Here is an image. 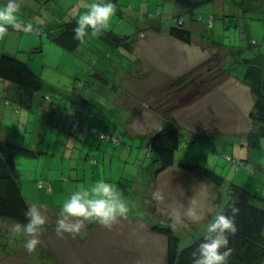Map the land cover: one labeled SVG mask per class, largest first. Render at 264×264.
<instances>
[{"label": "rangeland", "instance_id": "obj_1", "mask_svg": "<svg viewBox=\"0 0 264 264\" xmlns=\"http://www.w3.org/2000/svg\"><path fill=\"white\" fill-rule=\"evenodd\" d=\"M0 2L7 3V0H0ZM93 2L94 0H18L21 6L18 13V17L22 21L21 25L19 27L7 26L6 31L0 33V51L11 52L13 55H17L28 61L30 65L33 64L35 71L42 77L45 83L43 89L37 94L39 97L34 102V112L31 113L32 118L29 120L30 123L28 124L25 119L21 123L15 122L19 119V116L16 114L20 108L19 105H16L12 111L13 116L16 115V117L15 119L9 118L8 127L5 129L6 135L13 136V130L17 128L19 130L17 135L20 136L21 134L22 137L20 138L25 140L31 148L37 150L39 149L38 145L49 143L53 138L52 128L50 127L46 135L47 138L44 137L45 134L40 130H44L42 124L45 121H43L42 114L38 118L37 111L42 105H44V108L41 111L48 110V102L44 98L45 102L41 101V95L42 97L50 95L52 102L56 103V109H51V112L56 114V123H60L61 137L65 141V153L63 149L57 150L55 153L51 147L49 154L45 153V155H41L40 157H16L23 177H25V173L29 170L39 169V176L34 178L38 184L42 183L41 181L44 184L45 181H52L54 184L61 185V190H56L50 196L44 195L46 196L45 199L53 205L61 206L70 194L76 191L77 187L79 189L90 188L97 180L101 179L110 180L108 182L111 183L118 180L127 181V188L130 187V191H128L133 193V187L142 183L141 180L146 178V175L148 178L149 172L153 171L151 165H156L153 162V157L147 155V142L149 138L144 140L142 146L133 147L130 134L133 135L134 133L121 128V124H119L118 130L117 122L119 121L115 120L116 123L110 124L109 119L112 115L115 119L126 118L130 112L128 107L121 102H114L113 99L112 102L107 101L106 92L98 90L101 86L110 90L112 81L121 79V71L125 68V65L131 70L141 69L136 59L137 55L141 54L145 48H137L134 53L129 52L127 49H117L113 46V43L93 36L91 35V31H89L86 39L76 52L70 53L64 51L60 45L54 43L46 35L39 33L40 28L45 31H53V26L58 27L74 18L78 20L81 14L89 10L90 4ZM111 2L115 5V8L117 7L120 10V13L115 9L109 26L104 30L131 36L133 40L137 41H141L138 32L142 30L141 34L145 37L148 34L150 25L155 24L158 20H160L164 29L162 36H168V33L164 32L172 24L177 23L176 15L180 11L175 0H111ZM184 15L186 17L184 26L192 30L194 38L192 43L186 45L187 53L185 59L187 61L182 59V57L176 58V64L177 69L181 71L186 69L191 60L194 61V64L180 75H191L183 85V87L188 85V88L179 90L178 88L169 89L166 86L165 89L163 88L162 91L158 90L160 92L152 94L149 98L155 99L156 94L160 97V99H157V102L154 100V103L161 102L158 105L161 114H164V111H166L167 114L180 115L182 112L185 113L186 107H188L189 110L186 111L187 113L184 116L191 120V124L188 123V125L194 127L196 133L208 129L201 123V119L217 116L234 119L237 123L242 119V123L240 122L238 124L240 126L238 127L246 128L252 122L249 123L250 120L246 117L245 111L246 107L255 99L254 95L252 99V95L247 96L245 93L239 94L237 92L238 105L232 106L231 104H226V94L229 93L227 89H219L207 96L204 101L198 102V105L194 106V104L198 99L196 96L200 95V89H203L201 86L203 82H207L208 87H216L222 82L224 83L229 77L225 75L223 68L228 75L230 73L242 75L247 67V59L258 57L264 53V0H215L198 8L194 17L188 13ZM199 15H203V19H197ZM210 15H214V24L212 26L209 24ZM28 23L32 24L31 29H26L25 25ZM241 31L244 32V36ZM169 37L177 41L178 44H184L183 41L173 36ZM198 39H203L204 45L219 43L223 47L229 48L230 51L223 61V55H221L224 53L223 47L221 49L215 48L216 50H221L222 53L214 52L211 54L212 51L204 50ZM42 40L44 43L49 42V45L52 47H49V49L45 47V50L43 48L42 51H36L35 48L42 45ZM253 40L257 42H253ZM152 47L148 48L150 52H161L163 56H167L169 45L164 40H162V43L155 45L154 48ZM127 55L131 57L130 61L127 59ZM160 63L161 61L159 60L155 62L156 68L153 69L154 72L149 73L152 85L167 78L166 71L160 70ZM142 68L144 69V67ZM91 70L93 72L96 70L102 71L110 82H102L95 76L92 82V78L89 75ZM79 79H89L88 81L92 85H95L91 88L95 94L96 90H98L97 98L100 99L102 105L99 103V100L97 103L94 101L90 103V106H96L93 109V113L101 109V112H99L101 115H97V117L91 113L92 109L85 112L84 108L83 112L79 111L81 116L79 114L76 115L81 117V121L79 126L75 128L67 121V115L77 111L73 92L78 93L84 90L76 85V80ZM192 79L196 80L195 84L190 83ZM236 86L235 83L232 87ZM214 87H211L209 92ZM226 87L228 88L229 86L227 85ZM59 88L61 89L59 90ZM119 90L117 94L123 96L122 99H127V94L125 92L122 94V90ZM206 93H203L202 96ZM134 94L138 97L142 96L141 94ZM61 99H63V103H61ZM137 100L134 99L135 104L139 103ZM107 110L108 112L112 110V115ZM28 112L24 111V115H26L25 113L28 114ZM130 113L133 114V112ZM104 115L107 116L106 119H104ZM90 116L94 120H91ZM136 120L134 119L128 124V127L133 131L142 127ZM227 126L231 125L226 124L225 127ZM96 130L106 134L107 137L101 138L95 132ZM205 132L207 133V130ZM69 138L71 139L68 143ZM116 139L117 141H115ZM189 144L180 149L177 153L178 158L193 163L200 162L212 165L217 156L216 160L221 162L219 165H225V168H223V172L220 169L222 166H219L216 172H223L224 176H227L226 174L230 172L232 178H234L238 169L230 164V161L225 157V154L233 153L230 147H217L213 150L209 148L208 144L201 141L199 144ZM252 150L257 159L264 161L262 159L264 157V145L261 148H254ZM224 152L226 153L224 154ZM224 160H226V163ZM250 161L259 163L258 160L255 161L254 159H250ZM96 164L100 165V170L92 171V168ZM257 165L264 170V163L262 166L260 164ZM240 170L246 173L249 172L250 174L249 169L242 167ZM84 172L86 174L85 178ZM155 173L156 170L154 173H151L153 178L155 177ZM257 175L258 180L256 181L258 185L261 184V177H264V175L260 173H257ZM29 182L30 184L34 183L33 181ZM120 187L127 190L124 185H120ZM149 191L150 189L145 194L146 199L150 200V198H153L154 185L150 195ZM223 192L227 196V186ZM136 194L140 195L141 191L137 190ZM39 195L37 194V196ZM33 196L36 197L35 195ZM27 199L30 198L27 196ZM137 201L132 200V197L129 199L130 211L137 210L138 217L144 220H132L129 226L125 225L126 221L122 226L118 222L111 228H107L99 223L89 227L90 221H85L82 233L75 238L68 234L65 238L61 239L51 237L44 242L40 237V240L44 243L45 249L48 247L51 252L54 251L56 254L64 246L61 251L63 255H60L64 264H164L166 255H164L162 242L159 240L162 235L160 238L155 237L159 234L151 228L149 222L155 223L154 225L169 224H160L161 219L159 216L150 215L152 208L145 210V208L138 205ZM227 202L228 200L225 203ZM141 203L144 206L148 205L145 200H142ZM59 209L60 207H55V212L49 210L50 216L56 219ZM165 216L168 219L170 217L169 214H164ZM121 222L124 223V221ZM170 222L173 221L170 220ZM177 224L182 226L181 223ZM55 226L51 228L47 226V229L55 230ZM170 226L178 233L174 225ZM181 237L182 246H185L198 236L183 234ZM7 238L11 241L15 237L10 236ZM164 238L166 237L164 236ZM14 240L19 243L17 245L19 252L14 244L11 246H13L15 251L11 249L10 244L7 243L5 245L4 242L7 239L0 240L2 255H0V264H41L37 262L38 260H31V258L26 256V252L28 251L25 250V247L22 250L19 247L21 240ZM121 244H125V246L121 248ZM163 245L165 244L163 243ZM38 250L37 248L32 253L36 256ZM16 252L18 253L16 254ZM141 254L146 258L143 259ZM41 260L39 259L40 262ZM46 261L47 263L50 262V260ZM50 264L57 263L51 261Z\"/></svg>", "mask_w": 264, "mask_h": 264}, {"label": "crops", "instance_id": "obj_2", "mask_svg": "<svg viewBox=\"0 0 264 264\" xmlns=\"http://www.w3.org/2000/svg\"><path fill=\"white\" fill-rule=\"evenodd\" d=\"M34 1H38V0H34ZM155 25L156 23L153 25H150L148 34L145 37L143 34H141V32L143 31L140 30L138 32V35L141 41L133 40L132 42L133 49L131 51L128 50L129 52L134 53L137 48L138 49L145 48V50H143L141 54L137 55V59H136L141 69L131 70L127 65H125V68L121 71V79H115L114 81H112V87L110 90L105 89L104 86H101L100 88H98V90L100 89L102 92H106L107 101L112 102V99H113L114 102H121L125 104V106L128 107L130 112H133V114L129 112L126 118L115 119V117L112 115V110L110 112H108L107 110V112L112 115V117H110L109 119V121L111 122L110 123L111 125L112 123L114 122L116 123V121H119L117 122V126H118L117 129L119 128V124H121V128H124L126 129V131L128 130L134 133L132 135L128 132L130 134L131 143L133 147L142 146V143L144 142V140H146V138L150 139V137L162 127L165 116L171 117L174 121L178 122L182 126L184 133L181 139V145H180V148L176 152L175 164L167 167L160 173H155L154 178L152 177L151 173L155 172L158 165L157 164L151 165L152 167L151 169L153 171L149 172L148 178L146 175V178L141 180L142 183H139L135 187H133V191H132L133 193L129 192L130 187L127 188V181L123 182L122 180H118L112 183L116 184L117 186L119 185L118 188H120L127 202H129V199L132 197V200L133 199L138 200L137 201L138 205L145 208V210L152 208L150 215L159 216L161 219L160 224H169L172 226L174 225L176 227L175 229H177L178 233L181 234L182 236L183 234H188L191 236H199V235L204 234L207 231V225L213 221L215 215L221 211L222 207L226 204L225 203L226 200L229 199V193L227 192L226 194L227 196H225L223 191L226 189V186H228V182L230 180L238 182L240 185L254 192L264 194V177H261V181H260L261 184L257 185V181H256L258 180L257 173L250 172L249 174V172L247 173L242 172L240 170L242 167H240L238 171L236 172V174L234 175V178H232V175L229 172L228 174H226L227 176H225L226 182L221 187H217L208 178H205L201 174L196 173L194 171H190L186 169L185 167L181 166L180 163L189 162V161L183 160L182 158L181 159L178 158L177 153L180 151V149L183 148V146L190 145L189 143H192L191 140H193L192 139L193 135L194 136L198 135L197 138H199L201 142L208 144V146H210L209 148L213 150L214 148H217V147H223V148L226 146L230 147L233 153L225 154L226 152H224L225 157L226 155H231V156H234V158L238 160L242 159L245 162H249V164H255V165L260 164L262 166L264 161H262L261 159H257L252 150L254 148L250 147L247 144V133L252 127L251 119L249 117V112H250L251 106L254 103L253 94L249 86H247L242 81V75H235L233 73H230L228 75L229 77L227 79L228 81L226 80L224 83L222 82L220 85L214 87L210 92L208 91V93L204 94L203 96L201 95L200 97H198V99L195 101V104H194V106L198 105V102L204 101L207 98V96L213 94L215 91L219 89H227L229 93L226 94V98H225V100L227 99L226 104L227 105L231 104L232 106L238 105L237 103L238 94H236L237 92L239 94L245 93L247 96L252 95L253 101L252 103H250L251 106L250 105L247 106L246 111H245V113L247 114L246 117L250 120L249 123L251 124L244 129L242 127H238L240 126L238 124L240 122L242 123V119L240 122L237 123V121H235L234 119H229L228 117L227 119L225 117L222 118L220 116H217V117H212V118L201 119L202 120L201 123H203L205 128H208L210 131L206 129L207 130V133H206L205 132L206 130L204 129L203 132L196 133L194 130L195 128L192 127L191 125L190 126L188 125V123H190L191 120H189L188 117L184 116L187 113L186 111L189 110L188 107H186L187 109L185 113L182 112V114L180 115L173 114V113L167 114L166 111H164V114L163 113L161 114L160 108L158 107V105L161 102L154 103V100L155 102H157L158 101L157 99H160V97L157 94L155 96V99L154 98L150 99L149 97H151L152 94L160 92L158 90L162 91L163 88L165 89L166 86H168L172 80L177 79L181 74H183L182 73L183 71L191 67L194 64V61L191 60L188 66L186 67V69H183L181 71L178 70L177 64H176L177 62L176 58L179 59L182 57V59L186 60L185 59V56L187 53L186 45L188 43L184 42V44L181 45V44H178L177 41H174L173 38H170L169 36L171 35L169 33V28H167L166 32H164V33H168V36H162L163 30H164L162 28V25L161 26H158V25L155 26ZM162 40H164L169 45V47L167 48L168 50L167 56H163L161 52H150L148 50L149 47L153 46L152 48H154L155 45L162 43ZM198 40L204 47V50L212 51L211 54L214 52L222 53L221 50L215 49V48H219L220 45L219 46H211L207 44L204 45L205 42L203 39H198ZM45 47L49 49V47H52V46L49 45V42H46V43L43 42L44 50H45ZM222 50L224 51V53H222L221 55H223L222 58L224 61V58L226 55H228L229 50L226 47H223ZM1 52L2 51H0V53ZM127 59L129 60L131 59V57L127 55ZM158 60L161 61L160 63L161 65H159V67L161 66L160 70L162 69L163 71L164 70L166 71L167 78L164 79L163 81H159L155 83L154 85H152V82L150 81L149 73L154 72L153 69L156 68L155 62H157ZM31 66L34 69V65L32 64ZM142 67H144V69ZM90 72L91 73H89V75L92 78L91 79L92 82L94 81L93 80L94 76L97 77V79L101 80L102 82H105V83L110 82V80L106 77V75L102 71L96 70L95 72H93V70H91ZM88 80H81V79L76 80V85L84 90L78 93L73 92L77 111H75V113H71L67 115L68 122H71L70 118L73 117V115L79 114V111L83 112L84 108H85V112L90 111L92 109L91 113H93V109L96 108V106H93V105L90 106L91 101H94L97 103V101L99 100V103L102 105V103L100 102V99L97 98L98 90H96V94H95L91 88L93 87L94 84L92 85V83ZM235 83L237 86L232 87L235 85ZM227 85L229 86L228 88L226 87ZM14 89H15L14 84L0 78V112L2 111L0 113V139L7 138L11 141L18 142L20 144L30 147V145H28L25 140L20 138L22 137L21 134L20 136L17 135L19 133V130L17 128H14L15 130H13L14 132L13 136H7L5 132V129H7L8 127L9 118L15 119L16 115H18L19 119L15 121L16 123L18 122L21 123V121L25 119V121L27 120L26 122L29 124L30 123L29 120L32 118L31 113L34 112V108H33L34 105H32V107H27L23 104L21 105L20 103L14 100V98L12 97L14 94ZM60 89L61 88H59V90ZM119 89L122 90L121 92L122 94H124V92L127 94L126 96L127 99H122L123 96H119L117 94V92L120 91ZM134 93L141 94L142 96L138 97ZM38 97H39L38 95L35 96V101ZM43 98L48 102L47 103L48 110L41 111V109L44 108V105H42L40 108L38 107L39 110L37 111L38 113L37 116L39 118V116L42 114L43 121H45V123L42 124L44 130H40V131H43L42 133L45 134L44 137L47 138L46 135L48 134L50 127H51L53 131V138L51 139L49 143H43L42 145H38L39 146L38 150L40 153L37 157H40L41 155H45V153L49 154V150L51 149V147L53 148L55 153L57 150H62V149H63V152L65 153V141L61 137L60 128H59L60 123H56L57 121L56 114H53L51 112L52 111L51 109L53 108L56 109V105H55L56 103L52 102V98L50 95H46L44 97H42L41 95V101H44ZM134 99H138L137 101L139 103L135 104ZM62 100L63 99H61V103H63ZM16 105L20 106V108L18 109L19 112L13 116L12 111L15 109ZM24 111H29V112L28 114L25 113L26 115H24ZM99 112H101V109L94 111L93 116L96 115L97 117V115H101V113ZM4 117H6V119H4ZM106 118L107 116L104 115V119ZM134 119H137L136 121H138L140 125L142 126L138 130L135 129V131L131 130L128 127V124L130 123V121ZM91 120H94V119L91 118ZM226 124H229L231 126L225 127ZM187 135H189V137L186 138ZM70 139L71 138H69L68 143L70 142ZM115 141H117V139ZM147 155L151 156V151L149 149L148 142H147ZM17 157H25V156L19 155ZM216 158L217 156L215 157L212 165L207 164V166L213 168L215 171L219 168V166H222L220 167V169L223 171V168H225V165L224 166L219 165V163L221 162H218ZM250 159H254L255 161L258 160L259 163L252 162L250 161ZM262 159H264V157ZM224 161L226 163V160ZM189 163H193V162H189ZM230 164L233 165L232 162H230ZM95 170L97 171L100 170L99 164L94 165V167L92 168V171H95ZM19 172H20L19 182H20L21 190L23 192V195L26 197L28 205H30L31 202L32 204H36L37 206H39L40 204L46 205L45 208L41 209L42 212L47 216V222L43 226V230L40 233V237L42 238V240L45 242L46 239L49 240V238L51 237H53L54 239L55 237L59 239L65 238L68 235L67 233H65L64 236L61 237L57 235L55 230L47 229L48 227L51 228L52 226H55L57 219H58V215L56 216V219L52 218L49 214V210L52 212H55V207H61V206L53 205L49 203L45 198L47 195L50 196L51 193H55L56 190H61L60 188L61 185L54 184L52 181H45V184L43 183V181H41L42 183L38 184L36 179L34 178L39 176V173H40L39 169L29 170L28 172L25 173L26 174L25 177H23V173L20 168H19ZM85 175L86 174L84 172V178H85ZM222 175L224 176V173ZM29 181H33L34 183L30 184ZM106 181H110V180H106ZM120 185L126 186L125 188H127V190L121 188ZM153 185H154V191L160 190L163 193L164 199L162 201H157L154 198H150L151 201L149 199H146L145 193L148 189H150L149 191V195H150ZM76 190H79V188L77 187ZM137 190L141 191L140 195L136 194ZM37 194H40V195L37 196ZM45 194L46 196H44ZM33 195H35L36 197H34ZM27 196L30 199H27ZM142 200H145V202L148 205L144 206L141 203ZM191 200L195 201V203L192 206L195 207L201 215V219L199 221H193L190 217H188L187 215H184L182 217L183 218V223H181L182 226H180L177 223L173 224V222H170V220L172 221L171 217H169V219L166 216L164 217V214H169L172 211L173 207L179 209L181 213L186 212L189 202ZM51 206H53V208H51ZM142 219L143 218L138 217V211L136 210V211H129L127 218H121L119 222H120V225L122 226L125 224V221H126L125 225L129 226L132 220L140 221ZM121 221H124V223H122ZM90 222H89V227L95 226L97 224V222L95 221H90ZM15 223L16 222L10 219L0 218V240L7 239V241L4 242L5 245L7 243L10 244V246L14 244L16 248L19 243L15 241L14 239H17L18 241L21 240L19 247H21V250H22V248H24V237L15 236V238H12L11 241H9V239L7 238L10 236H13L12 228L15 225ZM154 224L155 223L149 222V225L151 226V228H152V225ZM158 234L159 235H156L155 237L160 238L162 234L160 233ZM162 236L159 240L162 242L163 251L165 253L164 255H166V259H167V238H164V235ZM59 241L58 243H60ZM163 243L165 245H163ZM123 246H125V244L123 245L121 244V248ZM63 247L64 246H62L61 249H59L60 250L59 253L56 254L54 253V251L51 252L50 248L48 247L47 249H45L44 243L41 242L40 245H38L37 247L39 250L37 251L36 256L34 255V253H29V252H26L27 253L26 256L31 258V260H35V259L38 260L37 262L41 264H45V263L50 264L51 261H54V263H57V264H64L60 257V255L61 256L63 255L61 253ZM11 249L15 251L13 246H11ZM17 251L19 252L18 248H17ZM18 252H16V254ZM0 255H1V251H0ZM8 255L11 256V254L9 253ZM141 257L143 259L146 258L143 254H141ZM39 259H42L41 262L39 261ZM166 259H165L164 264H166ZM46 260H50V262L47 263Z\"/></svg>", "mask_w": 264, "mask_h": 264}, {"label": "trees", "instance_id": "obj_3", "mask_svg": "<svg viewBox=\"0 0 264 264\" xmlns=\"http://www.w3.org/2000/svg\"><path fill=\"white\" fill-rule=\"evenodd\" d=\"M214 1L175 0L180 11L176 15L177 23L168 27L171 36L185 43H192L193 32L184 26L186 22L184 14L188 13L194 17L198 8ZM115 9L120 13L117 7ZM197 19H203V15L197 16ZM210 20L214 24V15L209 16ZM156 25L161 26L160 20L156 22ZM76 26L77 20L74 18L58 27L53 26V31H45L40 28L39 33L49 37L53 42L60 45L64 51L75 53L86 39L89 31H91L89 29L84 40L80 41L75 39L74 30ZM241 33L244 36V32L241 31ZM96 37L113 43V46L117 49H127L129 51L133 49V38L131 36L103 30V33L96 35ZM253 42L257 41L253 40ZM210 45H220L218 49L223 47L219 43ZM42 49L43 40L42 45L36 47L35 50L42 51ZM246 66V70L242 73V81L249 86L255 97L249 112L252 127L247 133V144L252 148H261L264 143V53L258 57L247 59ZM223 71L228 76L226 70L223 69ZM190 76L189 74L179 76L169 83L168 88L187 89L188 85L184 87L183 85ZM0 78L14 84L15 89L12 97L15 101L27 107L34 105L35 96L43 89L45 84L42 77L32 68L28 61L8 52L0 53ZM190 83L195 84L196 80L192 79ZM201 86L203 89H200V95H197L196 98L209 91L211 87H214H208L207 82H203ZM76 116L81 121L79 115H73V117ZM73 117L70 118L71 125H73ZM183 133V128L178 122L174 121L171 117L165 116L162 127L150 137L148 145L153 162L158 165L156 173H160L167 167L175 164L176 152L180 148ZM197 136H192V143L199 144L200 139ZM39 153L37 149L7 138L0 139V218L10 219L16 223L26 222L24 210L28 206V203L21 190L19 182L20 172L16 157L19 155L36 157ZM232 157L234 158V156ZM241 161L243 165L239 167L235 163H232L237 169L240 167L249 169L250 166V172L264 175V170L258 165L249 164V162H245L242 159ZM180 164L186 169L208 178L217 187H221L226 182L225 176L203 163L182 162ZM227 191L229 199L220 212L232 215V206L239 207V213L236 214L238 232L235 235L229 234V247L233 251L228 257L227 264H264V194L254 192L233 180L228 182ZM152 229L167 238L166 264H192L191 254L193 250L204 236L208 234L206 231L204 234L196 237L191 243L182 246L181 235L170 225H152ZM211 235L215 236L216 233H211Z\"/></svg>", "mask_w": 264, "mask_h": 264}, {"label": "clouds", "instance_id": "obj_4", "mask_svg": "<svg viewBox=\"0 0 264 264\" xmlns=\"http://www.w3.org/2000/svg\"><path fill=\"white\" fill-rule=\"evenodd\" d=\"M18 0H7V3L0 2V33L6 31L7 26L19 27L22 21L18 17L20 11ZM115 12V5L111 0H94L89 10L81 14L77 20L74 30L75 39L83 41L91 29V35L96 36L102 33L109 26L110 19ZM31 29L32 24L25 25ZM157 201H162L164 195L160 190L152 193ZM194 200L189 202L186 212L175 207L169 213L173 223H183V216L187 215L193 221L201 219L200 213L192 205ZM46 205H28L24 210L26 222H17L12 228L13 236L24 237V247L29 253L36 251L40 245V233L47 222V216L41 209ZM130 211L129 204L124 198L121 190L114 183L106 180H97L90 188H83L73 191L62 203L55 231L58 236L63 237L65 233L73 238L82 233L85 221H95L100 225L111 228L121 218H127ZM239 207L232 206V215L219 212L213 221L207 225V233L198 243L192 252V264H227L228 257L233 249L229 247V234L235 235L238 232L236 214ZM75 218V219H74ZM211 233H216L215 236Z\"/></svg>", "mask_w": 264, "mask_h": 264}, {"label": "built area", "instance_id": "obj_5", "mask_svg": "<svg viewBox=\"0 0 264 264\" xmlns=\"http://www.w3.org/2000/svg\"><path fill=\"white\" fill-rule=\"evenodd\" d=\"M209 24H210V25L213 24L211 20L209 21ZM72 119H73V122H72V123H73V127L77 128V127L79 126V124H80V119H79V117L76 116V117H73ZM95 132H96L97 134H99L101 138H105V137H107V135L104 134V133H102V132H98L97 130H96ZM226 158H227L229 161L235 163V164L237 165V167L243 165V162H242L241 160L234 159V158H233L232 156H230V155H226ZM249 169H251L250 166H249Z\"/></svg>", "mask_w": 264, "mask_h": 264}]
</instances>
